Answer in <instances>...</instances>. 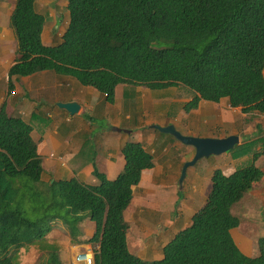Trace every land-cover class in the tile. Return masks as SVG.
<instances>
[{
  "label": "trees",
  "instance_id": "16d2710c",
  "mask_svg": "<svg viewBox=\"0 0 264 264\" xmlns=\"http://www.w3.org/2000/svg\"><path fill=\"white\" fill-rule=\"evenodd\" d=\"M35 2L14 0L10 24L20 58L6 73L8 93L17 78L51 72L91 88L110 105L119 87H125V101L137 87L179 86L194 94L186 112L203 101L250 118L264 116V0H67V25L49 46L42 42L47 20L36 12ZM31 131L1 105L0 253L14 251L0 264H15L13 254L44 234L39 222L21 215L10 182L41 180ZM121 155L124 168L113 180L95 169V186L73 177L58 182L60 198L94 224L89 243L95 264H264L263 247L250 258L231 237L239 225L232 207L262 177L253 165L228 176L212 172L206 205L163 248L161 260L132 255L124 213L142 173L154 162L139 143H127Z\"/></svg>",
  "mask_w": 264,
  "mask_h": 264
},
{
  "label": "crops",
  "instance_id": "0c3cea01",
  "mask_svg": "<svg viewBox=\"0 0 264 264\" xmlns=\"http://www.w3.org/2000/svg\"><path fill=\"white\" fill-rule=\"evenodd\" d=\"M38 3L36 0L35 10L37 13L43 14L42 5L39 7L37 6ZM13 9L14 3L11 5L6 0H0V107L2 104H6L10 115L25 121L31 127L30 137L36 144L37 154L43 168L42 176H48L46 178L41 177L39 182H33L25 177L10 179L12 187L16 190L15 203L18 205L21 215L28 220L39 222L44 232L40 241L33 242L31 245L19 250V252L16 251V254H28L27 264H52L54 262L56 264H85L76 261V257L81 255L91 256L93 264H95L94 249L89 243V239L94 233V224L86 219L84 212L72 209L67 202L60 198L58 182L73 177L86 186H95L97 181L93 171L99 169L97 162L102 168L100 173L104 174L108 180H113L124 168V159L121 155L122 137H131L133 132H124L117 124L110 123L109 127L102 131L103 137L101 136L98 139L99 143L94 142L96 137L92 136L89 140L91 144L90 142L87 143V140L84 142L80 139H77L78 143L73 144L77 133L86 131L82 128L76 132L77 128L72 127L74 116L80 117L88 112H94L95 105L100 102L107 105V107H113L116 103L114 105L107 104L103 97L96 94L94 90L81 86L69 77L55 76L50 72H44L36 74L38 75L37 78H34L36 75L17 78L14 91L8 93L6 73L18 61L15 58L16 48L14 44L13 46L9 45L10 42L11 44L14 43L9 20ZM44 31L43 29L42 42L45 46H49L54 39V35L51 34L49 44L45 43ZM6 43L9 46L5 49L3 47ZM71 81L77 86L71 87ZM23 88H27L26 91ZM149 90L144 87H137L135 88L134 97L139 100L141 94H145L148 99L146 103H150L155 109V105L159 107V104L153 102ZM158 90L161 91V97L165 96L171 101V104L162 105L163 108L171 109L167 116L169 120L163 121L158 126L173 125L182 135L196 138L222 139L235 135L239 138V148L236 151L243 150L247 145L244 149L247 150L245 152L247 156L255 157L258 155L256 165L253 164L254 158L252 164L247 165L246 163L243 165L245 167L255 166L261 171L262 177L254 185V190L244 194L241 202L239 201L231 209L232 215L239 221L238 227L233 229L234 234L231 231V237L235 245L243 255L250 258L258 257L260 248H264V116L250 118L241 114L238 110L226 107L222 103L215 104L203 101L198 104L196 109L186 112L184 107L194 98L192 92L179 86L162 87ZM36 92H38V95L34 96ZM47 93H50L49 95H52L54 100ZM124 94L125 87L117 88L116 101L117 99L124 100ZM28 95H30L29 100H27ZM41 98L45 100L41 101ZM72 101L80 105L77 115L70 117L65 111L56 107L57 103ZM47 102H49V106L46 105ZM40 104H43L45 108L41 107ZM224 109L230 111V116L223 113ZM235 115L241 116L240 121L247 128L245 132L249 136L247 140L243 139L244 133H240L233 125ZM153 116H156L155 113ZM157 117L164 116L159 115ZM228 117L230 120H228ZM126 118L129 119V116ZM47 119L50 121H46ZM154 120L152 118L149 121L146 132L141 133L139 131L138 140L141 141L134 142L139 143L147 153L152 155L153 167L142 173L141 184L139 183L133 189V199L124 213L128 251L142 261H146L144 259L148 258H152V261L161 260L163 258V248L167 244H164L166 243L164 241L160 242L159 239L167 236V242L172 241L180 231L190 225L192 215L206 205L213 171L219 170L225 176L231 174H225L219 166L214 167L215 169L209 175L193 174L188 186H182V189H190V198L192 199L181 201L178 210H190L194 213L190 217L180 216L182 223L175 218L168 223H160L156 227L148 224L151 215L153 218L158 213L156 208L160 209L161 207L160 197H164L158 193V185H162V187H165L163 184L178 185L183 164L191 160L194 155L193 148L187 146L184 148V145L182 146L173 137L153 129V124H156L153 122ZM114 128L120 129L121 132L114 131ZM155 133L163 135L165 137L163 140L168 141L170 146L177 152V156L172 155L171 159L165 164L155 160L156 151L152 148L157 141ZM98 145L106 153L99 154L97 152ZM85 146L89 147L90 150L86 151L87 147ZM250 146L257 147V149L251 152L248 149ZM163 151L165 153L170 152L166 148ZM187 174L188 169L186 170V178ZM86 181H88V185L85 183ZM190 185L191 187H189ZM171 193L164 194L168 201H172V197H174ZM24 199L27 200L28 204L25 205L22 202ZM145 201L147 202L145 203ZM195 201L199 202L198 207L191 204H196ZM144 204L146 205L144 206ZM240 208L245 210H239ZM167 210L166 213L174 215L170 209ZM176 224L179 227H176ZM154 235H156L155 239L159 244L151 243L149 245ZM61 250H65L67 255L56 259ZM13 251V249L10 250L4 257H10ZM16 254L12 256L13 262L15 264H20L21 261L24 262L23 259H14ZM46 258L48 260L42 262Z\"/></svg>",
  "mask_w": 264,
  "mask_h": 264
},
{
  "label": "rangeland",
  "instance_id": "374dc122",
  "mask_svg": "<svg viewBox=\"0 0 264 264\" xmlns=\"http://www.w3.org/2000/svg\"><path fill=\"white\" fill-rule=\"evenodd\" d=\"M37 1L39 2L37 4V6L40 7L42 5V7H41V9H43L42 13L45 15L46 20H47L46 26L44 27L45 43L49 44L48 41H49V38L52 34V35H54V39L51 41V44L52 43L55 44V42L59 39L60 35L63 34L65 27L67 25V12L65 10V7L67 5V0H37ZM6 2L13 5L14 0H6ZM13 44L16 48L15 58H17V60H19L20 55H19V53H17V45L15 43V40H14V43H12V44H11V42L9 43L10 46H13ZM51 44H49V45H51ZM9 45L6 43L3 48L6 49V48H8ZM50 74L55 75L54 73H51V72H50ZM37 76L38 75L34 76V78H37ZM60 78H63V77H60ZM71 80H74V79H71ZM75 82H77V81H75ZM70 86L75 87V86H77V84H75L71 81ZM26 89L27 88H23V90H25V91H26ZM169 89H173V88H169ZM50 90H51V87H50ZM60 90H61V88H60ZM148 92L151 94L153 102H155V104L158 103L159 107L157 105H155L156 108L153 109V106H151L150 103L149 104L146 103L148 101V99L145 97V94H141L139 100H137L134 96H130V97L127 96L125 101L123 100V102L121 100L117 99L116 105H114L113 107L112 106L107 107V105H105L104 103L101 104V102H100V103L95 105V111L94 112H92V113L88 112L87 114L82 115L80 117L74 116L72 127L77 128L76 132H78L82 128L85 129L86 131L78 132L77 136H75V138L73 140V144L74 143L76 144L79 142V141H77V139H80V141H84V142L87 140V143H89L90 142L89 140H91L90 137H92V136L96 137L94 142L99 143L98 139L101 138V136L103 137L102 131L106 130L109 127L110 123L117 124L119 126V128L121 130H123L124 132L125 131H130V132L132 131L133 132V135L131 137H125V136L122 137V139H123L122 147L127 144L126 142L134 143L137 141H141V140H138L139 131L141 133L146 132L147 131L146 129H148L147 128L148 123L152 118L155 119L153 122L156 123L153 125L158 126L163 121L169 120L167 116L171 112V109L162 107L163 104H167V103L171 104V101L165 96L161 97V95H160L161 91L160 90L150 89ZM50 93H47V95H49ZM37 95H38V92H36L34 94V96H37ZM142 95H143V97H142ZM49 96L52 100H54V97L52 95H49ZM29 99H30V95L27 96V100H29ZM34 99H36V98L34 97ZM43 100H45V99L41 98V101H43ZM46 105L49 106V102H47ZM40 106L44 107L43 104H40ZM164 106H166V105H164ZM153 111L156 115L155 117L153 116V114H154ZM223 113L226 116L227 115L230 116V111L228 109H224ZM159 115H162L164 117H157ZM127 116H129V119L126 118ZM240 119H241L240 115H235L233 125L235 128H237L239 130L240 133H242V134L244 133L243 139L247 140L249 137L245 133L247 128H245V125L242 124ZM228 120H230L229 117H228ZM46 121L49 122L50 120L47 119ZM89 129H90V133H89ZM155 135L157 136V141L154 143V146L152 147L156 151L155 160L158 161L159 163L165 164L166 162H168L171 159L172 155L177 156V152L170 146L168 141L165 142L163 140V138H165L163 135H160L159 133H155ZM90 144H91V142H90ZM85 147H87V146H85ZM183 147L186 148L185 146H183ZM246 147H247V145H245L244 149H246ZM252 147L250 146L248 149L251 152H254L257 149V147H254V146H252ZM165 148L168 149L170 152L165 153L163 151V149H165ZM237 148H239V145H237L233 150H231L225 154H222L219 156H210L208 158H202L199 161H197L194 166L188 168L187 178H186V174H185V178L183 180L184 182L181 185V189H180L179 185L173 186L170 184H163L165 187H162V185H158L159 186L158 187L159 189L157 188L158 193L160 195H163L164 197H160L161 207H160V209L156 208L158 213H156L153 218L151 215V220L148 221V224H151L152 226L156 227V226H159L160 223H164V222L168 223L172 219H175V218L179 219L180 222L182 223V219L180 218V216L190 217L194 213V212L193 213L190 212V210H178V207L180 206L181 201H188V200L192 199V198H190V192H191L190 189H182V186H185V187L188 186L190 178L193 174H196V175L207 174V175H209L211 173V171L215 169L214 167L219 166V168L225 174L228 175L230 173H233V171L235 169L237 170V169L244 168L245 167L244 165L246 163H247V165H249V163L252 164L253 158L255 160L253 164L256 165L258 155H256L255 157H249V156H247V153H245L247 150L243 149V150L236 151ZM88 149L90 150V148L87 147L86 151H88ZM97 152L99 154H102V152L106 153L105 150L102 151V148L99 147V145L97 146ZM97 167H99L98 171L101 172L102 168L99 165V162H97ZM46 177H48V176L47 175L42 176V178H46ZM19 178H21V177H19ZM191 181H192V179H191ZM85 183L88 185V181H86ZM189 187H191V185ZM251 190H254L253 187ZM167 192H169V193L172 192L171 194L174 196V197H172V201L171 200L168 201L166 199V196L164 194H166ZM22 202L25 205L28 204L26 199H24ZM146 202L147 201H145V203ZM166 202L170 203V204L167 205ZM240 202H241V200H240ZM191 204H193V206L198 207L197 205H199V202H196V204L195 203H191ZM145 205L146 204H144V206ZM167 209H170L174 215H170V214L166 213L168 211ZM239 210H245V209L240 208ZM194 211H196V210H194ZM198 211H200V210H198ZM176 227H179V226L176 224ZM233 232L234 231L232 230V234H234ZM237 233H239V231H237ZM155 236L156 235H154V237L152 238V241L149 243V245L151 243L159 244L157 239H155ZM249 236H251V235H249ZM41 239H39V240L37 239L34 242H38ZM159 241L160 242L161 241L166 242V243L163 242L164 244L169 243V242H167V236L159 239ZM236 241H238V240H236ZM18 252H19V250H18ZM58 255L59 256H57L56 259H60L64 256H66L67 252L65 250H61ZM3 257H4V255H2L0 253V259ZM27 257H28V254L24 253L23 255H19V253H17L14 256V259H23L24 262L21 261L19 263L20 264H27V262H26ZM47 260H48V258L42 260V262H45ZM144 260H146L147 262H151L152 258H148V259H144ZM36 264H39V263H36ZM47 264H50V263H47ZM52 264H56V263L54 262ZM58 264H62V263H58Z\"/></svg>",
  "mask_w": 264,
  "mask_h": 264
},
{
  "label": "water",
  "instance_id": "95a60500",
  "mask_svg": "<svg viewBox=\"0 0 264 264\" xmlns=\"http://www.w3.org/2000/svg\"><path fill=\"white\" fill-rule=\"evenodd\" d=\"M56 107L65 111L70 117L77 115L80 110V105L77 102L57 103ZM153 129L159 133L169 135L182 145L191 147L194 150V155L191 160L185 162L181 169V174L178 179V185L181 189L182 182L185 178L186 170L189 167L195 165L197 161L202 158H208L210 156H219L231 151L236 145H238L239 138L235 135L228 136L222 139L214 138H196L192 136H184L179 133L173 125L165 127L153 126ZM116 132H121L119 129H113Z\"/></svg>",
  "mask_w": 264,
  "mask_h": 264
},
{
  "label": "built area",
  "instance_id": "2783aa9c",
  "mask_svg": "<svg viewBox=\"0 0 264 264\" xmlns=\"http://www.w3.org/2000/svg\"><path fill=\"white\" fill-rule=\"evenodd\" d=\"M77 262H83L85 264H93V258L88 255H81L76 257Z\"/></svg>",
  "mask_w": 264,
  "mask_h": 264
},
{
  "label": "clouds",
  "instance_id": "9594fccd",
  "mask_svg": "<svg viewBox=\"0 0 264 264\" xmlns=\"http://www.w3.org/2000/svg\"><path fill=\"white\" fill-rule=\"evenodd\" d=\"M233 150V149H232Z\"/></svg>",
  "mask_w": 264,
  "mask_h": 264
}]
</instances>
